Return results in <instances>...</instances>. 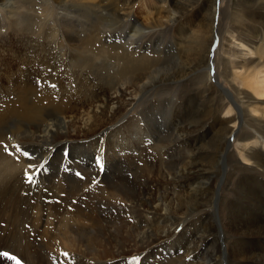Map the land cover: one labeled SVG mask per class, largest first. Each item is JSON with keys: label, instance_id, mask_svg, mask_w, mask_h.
<instances>
[{"label": "bare ground", "instance_id": "6f19581e", "mask_svg": "<svg viewBox=\"0 0 264 264\" xmlns=\"http://www.w3.org/2000/svg\"><path fill=\"white\" fill-rule=\"evenodd\" d=\"M49 1L46 0L40 9L44 15L50 14L52 3ZM129 1L93 10L100 22L97 24L104 25L107 34L109 28L113 30L120 23L127 24L123 18H128L129 14L122 15L116 8L128 6ZM67 2H58L59 25L63 28L64 37L68 35L69 40H74L79 33L74 23L79 19L74 15L69 17L71 11H75L70 8L85 9L89 2L84 4L75 0L70 5ZM207 2L204 10L207 14V10H211L209 25L205 28L199 24L201 29L189 36L191 41L187 39L192 44V56L187 53L191 56L188 66L184 64L179 70L159 75V56L152 57L148 53H139L138 56L135 53L147 34L146 28L135 20L136 23L129 25L125 32L117 33L116 38L124 42L114 43L110 48L112 52L118 51L115 62L111 59L110 64L100 67L112 68L108 77H115V81L101 84L96 81L98 77L87 75L82 78V71L80 74L74 70L72 75L78 80V89L62 83L63 89L57 94V101L53 99L56 93L51 87L38 96L27 77L28 65L36 66V60L38 64L44 60L57 61L52 53L56 50L44 52L45 49L41 48L43 54H40L39 48L32 44L18 45L20 47L14 49L12 44H8V39L3 42L0 35V65L6 68L9 66L4 65L6 63L16 64V70L7 77L0 75V89L6 83L7 86L10 83L11 88L13 84L15 88L22 74L28 78L23 88L19 86L13 105L0 111V138L7 132L16 137L11 136L6 141L11 155L0 149V251L20 259L22 264H55L54 255L62 252L63 248L70 254L69 264H264V179L250 172L242 173L235 179L232 195L222 192L228 177L232 179L236 172L245 170L247 166L259 168L264 174V119L250 113L258 114L252 101L258 103L264 99V47L257 44L262 41L256 31L246 26L247 30L239 32L240 36L236 37L233 50L230 48L231 52L237 53L236 57H243L240 60L228 58L234 67L233 72L244 82L242 89L234 87L239 100L229 95L214 71L212 76L208 73L204 76L207 85L204 92L190 97L204 109L200 118L194 121L195 125L174 124L171 138L156 137L158 130L149 125V109L162 102L175 104L176 100L170 97L144 102L145 106L135 121L129 123L130 120H125L124 126L118 125V130L116 126L109 125L116 115H121L143 99L157 84L176 81L200 68L208 69V57L217 47L213 39L218 36L214 20L218 8L216 0ZM244 2L247 6L243 13L240 9L241 16L252 21L264 19V12L259 11L264 10V0ZM179 6L177 3V8ZM102 10L109 15L102 16ZM169 12L164 19L168 23L175 16L174 4ZM7 13L11 17L13 9L8 8ZM108 18L111 23L104 24ZM156 22L159 27L163 25L162 20ZM3 26L4 30L6 22L0 16V33ZM236 29L237 26H231V31ZM182 32L179 29V33ZM15 36L18 38L20 35L16 32ZM80 39L70 46V51L79 53ZM57 50L62 52L61 48ZM64 55L72 58L71 53L64 52ZM253 55L255 59L251 58ZM69 58L65 61L69 62ZM57 63L59 65L62 61ZM218 93L217 100L215 96ZM64 97L66 103L62 101ZM227 100L235 106L234 115H228L231 109ZM223 107L226 115L213 117L214 112ZM210 118L211 123L207 126L211 128H207V134L213 138L209 144L201 143L199 133L193 134L202 121ZM152 129L154 135L151 134ZM214 129H217L218 139L213 134L215 131L210 132ZM240 130L243 142L239 141L237 148L242 153V161L234 160L235 165H229L228 154L233 146L229 138H235ZM246 139L252 142H244ZM26 144L33 152H38V158L27 151L29 156L20 159L21 152L16 151V146L25 150ZM58 147H71L72 153L76 151L77 156L71 159L75 164H82L81 177L75 179L65 172L60 174L59 169L61 166L65 168L69 160L64 155L61 158ZM182 152L184 155L181 156ZM139 161H142L141 165ZM29 164L44 167L33 170ZM115 165L125 167L127 172L120 173ZM26 172L33 177L31 182L26 180ZM44 172L48 175L41 179ZM203 207L208 211L204 215H196L191 223L192 214ZM190 224L193 228L188 229Z\"/></svg>", "mask_w": 264, "mask_h": 264}, {"label": "rangeland", "instance_id": "374dc122", "mask_svg": "<svg viewBox=\"0 0 264 264\" xmlns=\"http://www.w3.org/2000/svg\"><path fill=\"white\" fill-rule=\"evenodd\" d=\"M57 1L59 2L60 0L49 1L50 4L52 3L51 4L52 7L50 8L49 13L50 14L52 13V14H51V16H50V14H47V15L45 14L46 15L45 16L44 14H42L40 12V9H42L44 7V3L46 2V0H0V16L3 17V19H5V22H6L5 29L3 30V28H4V26H3L2 27L3 32L0 33L1 39L4 38L3 42H5L8 39V41H7L8 44H10V45L12 44L11 46L14 49H16V48L18 49L21 45L23 46L25 44H27V45L32 44V45H35L39 48L40 54H43L41 51L42 49H45L44 52H48L50 49L56 50L55 52L52 51V53L54 54V59L57 61L52 63L51 61L46 62L44 60L43 62H40L38 64V61L36 60L37 62L36 61L34 62V63H36V66L28 65V66H30L28 68V74L29 75L27 74V77L30 78L29 82H32V83H29V82L28 83L33 85L34 90H36L38 93V96L41 95V94H39L41 92L44 93V91L45 92L49 91L50 87H51L52 89H54V92L56 93L53 95V99L56 98L55 99L56 101L59 100V97H58L59 92H60V90L63 89L62 83L65 84V86L69 85V87L70 86L72 88L76 87L75 89L76 90L78 89V84H77L78 80H77V78H75V76L73 77V75H72V71H74V70L77 71L78 73H80L82 71V74L80 73L82 78L86 77L87 75L90 78L98 77L99 80L96 79V81L100 82L101 84H106L108 82V80H114L115 81V79H116L115 77H108L112 68H109L107 70V69H100V67L102 64L103 65L104 64L105 65L110 64L111 59H112V62H115V59H116L115 57H116L118 51L112 52V50H110V48L112 46H114V43L116 44L118 42L117 44L119 45V44H122L124 42L122 39L119 40V37L116 38L117 33H119V31L125 32V30H127V28H129V25L136 23L135 20H137V24L143 25V27L146 28L145 30L147 31V34L144 37L145 39H143V38L141 39V42L138 45L135 53L138 54V56L140 55L139 53H141L142 55L148 53L149 56H152V57H154V55L159 56L162 60H164V61H162L160 59L157 62V65L160 64V66H161L160 67L161 69H159V70H161L159 72V75H164L165 72L179 70L181 67H184V64H186L185 66H188L189 65V62H188L189 58H191V56H192V51L190 49L191 48L190 45H192V44H191V42H189V41H191L190 40L191 38L189 36H191L192 34L197 32L198 29H201L202 25L203 26L209 25V14H210L209 12H211V10L208 9L207 10L208 14H207V12H205L206 10H204V6H208V2H207L208 0H134V1L130 0L128 3V6L122 5V6L116 8L117 12L120 14L122 13V15L129 14L128 18L127 17L123 18L124 21H127L126 22L127 24L120 23L117 26L118 29L115 28L112 30L111 28H109L108 29L109 31L107 34V32H105L107 30V28H104L105 27L104 25L97 24V22L98 23H100V22H99L98 18H96L95 15L93 14V10L98 9V7L109 8L111 5H113L117 2L121 3L123 0L122 1L121 0H119V1H116V0H78L84 4L89 2V4H85L86 5L85 9H82V8L77 9L76 6H74L75 8L74 7L70 8L71 10H73V11L75 10L76 12L75 11L72 12L70 10L71 16H69V17H72L74 15V17L79 19L78 23H76L77 21L74 23L75 30L77 32H79L78 36L74 39L75 40L74 41V40H69L70 38L68 35L65 38L63 30H62L63 28L62 27L60 28L59 14L57 13L59 11L58 7H57L58 6ZM12 2H13V5H12ZM63 2H67L68 5H70L71 3L73 4V2H75V0H63ZM14 3L16 6L14 5ZM177 3H179V5H180L178 8H177ZM173 4L175 5L174 19L172 18L173 20L169 21V23L165 22L166 20H164V19L170 13L169 9L172 7ZM215 5L218 8V11H217L215 18H214L215 26L217 25V28H218V36H215V38L213 39V44L215 47L216 46L217 47L214 48V50L212 51L213 53L210 55V57H208V61H207V65L209 66L208 69L207 68L206 69L200 68L194 72H190V73L184 75L183 77H181L180 79H177L176 80L177 82L174 80L171 82L165 81L163 83L157 84L155 87L150 89L151 92L149 91L147 93V95H145L143 97V99H141L135 105L131 106V108L128 107L125 111H123V113L121 115H116L115 116L116 118H113L112 121L109 122V125L116 126L117 127L116 129L118 130V125L122 124L124 126L125 120H127V121L130 120L129 123L135 121L134 119L139 115V113L144 108L145 103L147 101H155L158 99H165V98L170 97L169 99L174 98L176 100L175 104H167V103L162 102L158 106L149 109L150 110L149 112L151 113L149 125H150V127H156L155 129L158 130V134L156 135V137H158V138L162 137L163 139L171 138L170 132H171V129L174 126V124H178V125L180 124L181 125V124L185 123L187 125L188 124L195 125L196 122H194V121L200 118V115L203 113L204 109L197 102L192 101L190 99V97L193 96L194 94H200V93L204 92L205 86H207L205 84L206 78L204 76L207 73L212 76L214 71H215V73L218 74V75H216L218 82L221 85L223 84L222 86L226 88V90L229 92V95L232 96L234 99L239 100V96H237V93L235 92L234 87L242 89L244 87L243 86L244 82L242 79H240L241 76H239L235 72H233L234 67H232V65L228 61L229 60L228 58H230V60H235V59L240 60V58H243V57H240L242 55H239V54H238L239 56L236 57L237 53L235 54V52L233 53L230 50L234 47V43L237 42L236 37L240 36L239 32L244 33L245 30H247V27H248V29L250 28L251 30L256 31L258 36L260 37L261 41L264 42V19L262 18L263 19L262 20L260 18L261 21H260V19H258L257 21H252L250 19L246 20L245 17L241 16L240 11L242 10V13H243V10H245V8L247 6V4L244 2V0H216ZM8 8L13 9V13L10 14L11 17H9V14L7 13ZM259 11L262 13L264 12V10L263 11L259 10ZM100 12H101L102 16L109 15L104 10H102ZM123 12H124V14H123ZM130 13H131V15H130ZM77 15L79 17H77ZM155 19H156V21L162 20L164 26L162 25L159 27V24L155 21ZM200 19H202V20H200ZM15 20H16V23L14 22ZM91 20H92V22H94V24H91L92 23ZM204 20L206 21V23L204 22ZM52 21H54L55 23ZM84 21L86 22V24ZM107 23L108 24L111 23L110 18L105 19L104 24H107ZM201 23H203V24H201ZM51 24L53 25L52 27H51ZM199 24L201 27L198 28ZM157 25H158V27H157ZM233 25L237 26V29H236L237 31H235V32L231 31V26H233ZM238 26H240L241 29ZM154 27H157V28H154ZM150 28H152V29H150ZM205 28H206V26H205ZM179 29H181L183 31L182 32L183 34L179 33ZM16 32L19 33V35H20L18 38H16V36H15ZM92 33H94V34H92ZM5 34H7V35L4 36ZM66 34H67V32H66ZM80 38H82L83 43L85 45L82 44V40ZM84 38H85V40H84ZM246 38L249 39L248 36H246ZM78 39H80V41H81V43L79 42L80 43L79 48L81 49L80 50L81 52L79 51V53L77 54L75 50H72L73 52L70 51V49H71L70 46L72 44H74L76 42V40L78 42ZM187 39H189V41ZM227 39H230V40H227ZM69 42L71 44H69ZM86 42H87V45H86ZM262 42H257V44L260 45L259 46L260 48L264 47L263 45L260 44ZM92 44H93V46H92ZM18 45H20V46H18ZM59 45H61V46H59ZM226 45H228V46H226ZM60 48L62 49V52L57 50ZM92 49H94V50H92ZM215 49H217V50H215ZM226 49L228 50V52ZM84 50L86 52L83 53ZM144 50L146 52H144ZM68 51H70V53L72 54V56H71L72 58H69L68 56L64 55V52H67L68 55H70V53ZM263 51H262V53H264ZM187 53L190 54L191 56L188 55ZM107 55H109V56H107ZM228 55H230V56H228ZM248 57L250 58V56H247V58ZM4 58L10 59L9 57H6V56H4ZM68 58H69V62H67ZM163 58H165V59H163ZM251 58L255 59V56L253 55V56H251ZM65 60H67V61H65ZM13 61H15V60H13ZM58 61H62V63H60L58 65V63H57ZM67 63H68V65L66 66ZM162 63H164V64H162ZM54 64L56 66H54ZM4 65H9V66L6 68H2V66L0 65V75H3L2 78L7 77L6 75H9L10 72L16 70V64L15 63H6ZM167 67H168V70H167ZM24 69L25 68L22 67V70H24ZM68 70L71 72V75H69ZM26 78L23 76V74L18 77V79H20V81L18 82L19 84L16 85L18 88L16 86L14 88L13 84H12V88H11L10 83H8V86H7V83H6V85L5 84L3 85V87L0 89V111H2L4 108H8L10 104L13 105L15 98H17L16 96H18V94H16V93L18 92L19 88L23 86L24 82L28 81V80L26 81ZM3 81L5 83L6 79H4ZM6 87L8 90L6 89ZM69 87L67 88V90H70ZM3 89H5V90H3ZM65 92H64V94L67 95ZM219 95L220 94L218 93L215 96V98L217 100L219 99ZM62 101L64 103H66V101H67L66 97H64V99L62 98ZM10 102H12V103H10ZM186 102H189V103L186 104ZM5 103H7V105ZM143 103H144V105H143ZM227 103L228 104L230 103L229 105H230V109H231V112L228 115H230V116L234 115L236 113L235 106L231 102H228V100H227ZM138 104H141V105H138ZM213 104H214V102H213ZM252 104L254 107H256V110H258L257 111L258 114L252 113V112H250V113L252 115L254 114L253 116H255V117H258L260 119H264L263 118L264 117V99H263V102H258V103H255V101L253 100ZM136 105H137V108H136ZM251 107L252 106H250L249 109H251ZM158 110H160V111H158ZM225 111L226 110L224 107L222 109H218L216 112H214L213 117H222V116L226 115ZM174 122H176V123H174ZM210 123H211V118L207 119L205 121H202L199 124V127L197 128L195 133L193 134L195 136V135H198V133H199L198 137L200 136L199 141L201 143L203 141V142H206L207 144H209L213 138L210 134H207V133H209L207 131V128H211V127H208L207 125H209ZM170 126H171V128H170ZM216 130L217 129H214V130H211L210 132L213 133L215 131L213 134L216 136V139H218L219 136L217 135ZM202 131H203V133H202ZM151 134L154 135L153 129L151 130ZM161 134H164V135L161 136ZM241 134L243 135L242 130H240L239 134L235 138H233V137L229 138L230 139L229 141L233 145L231 150H230V153H229L230 155L228 154L229 165H235L234 160L239 159L240 161H242V153L237 148V143L239 144L240 142H243L242 141L243 139H241ZM11 136L16 138L15 135H13L12 133H9V132H7L6 135H4V134L2 135V137L0 138V149H5V147L8 145V144H6L7 143L6 141ZM209 136H211V137H209ZM153 138H155V136H153ZM239 138H240V140H239ZM216 139L214 142H216ZM248 140L249 139H246V141H244V142H249V141L252 142V140H249V141ZM29 147L30 146L26 144L25 150L29 151V153L32 157L38 158L39 157L38 152L37 151L33 152L32 151L33 149L31 150V149H29ZM59 148L60 147H58L57 149H59ZM25 150H23V151H25ZM60 151L62 154L61 158L64 155V158H67V160H69V164L65 168H63L61 166V168L59 169L60 174H63L65 172L67 174H70L72 177L75 176L74 177L75 179L78 178V176H76L74 174V173H77V171H79V173L81 172V175H82V164L81 165L75 164L72 162V160H74V159H71L72 157L77 156V154H75L76 151H74L72 153L71 147H69V148L61 147ZM5 153L6 154L8 153V149ZM20 155H21V157L19 156L20 159L25 158V156H22L23 155L22 152ZM182 155H184L183 152L181 153V156ZM195 157H197V155ZM81 159H82V156H81ZM138 164L141 165L142 161H139ZM75 167L77 170L75 169ZM98 167H100V166H98ZM115 167H117V165H115ZM101 168L104 169V167H101ZM117 168L120 170L119 171L120 173H124V172L126 173L127 172L126 168L122 167L121 165L118 166ZM112 169H114V167H112ZM119 172H117V173H119ZM249 172L253 175H259L261 178L264 179V174L262 173V171L259 168H252V166H249V167L247 166V168L245 170L242 169V170L236 172L235 177L233 176L232 179H231V176L228 177V179L225 181L224 186L222 187V192H224L227 195H232V190L235 187V179L237 178V176L241 175L242 173L247 174ZM117 173H114V175L116 176ZM46 175H48L47 172L46 173L44 172L41 179ZM125 175H127V174H125ZM79 177H81V176H79ZM225 188H227V189H225ZM56 202H58V201H56ZM68 208L70 210L71 206ZM198 211H196L192 214L193 218H191L192 219L191 223H193V220H194L196 215H204L205 212L208 211V209L203 207V209L201 208ZM187 228L191 229V228H193V225H191V224L187 225ZM63 249H61V251L64 253L56 252V255H54V258L56 261L55 264H69L70 263L71 258H70V256H68L70 254L65 253L66 250L65 249L63 250ZM63 254L65 255V257L63 256ZM60 259H61V261H60ZM0 264H22V262L20 259H16L14 256L9 255L6 252L0 251Z\"/></svg>", "mask_w": 264, "mask_h": 264}, {"label": "snow or ice", "instance_id": "6c2138e0", "mask_svg": "<svg viewBox=\"0 0 264 264\" xmlns=\"http://www.w3.org/2000/svg\"><path fill=\"white\" fill-rule=\"evenodd\" d=\"M5 151H7V147H5ZM16 151L18 153L19 152H22L23 156H25V157H28L29 156V153L27 151H23L20 146H16ZM8 154L11 155L12 153L9 152ZM97 163L99 164L100 161L97 160ZM43 167H44L43 165H33V164H29V168L30 169H33V170H36V169H41L42 170ZM75 175L79 177V176H81V173L77 172V173H75ZM25 178H26V180L28 182H31L32 179H33V177L30 174H28V172L25 173Z\"/></svg>", "mask_w": 264, "mask_h": 264}]
</instances>
